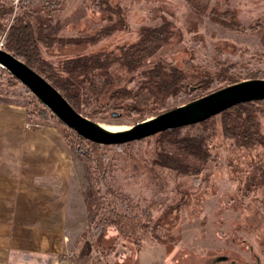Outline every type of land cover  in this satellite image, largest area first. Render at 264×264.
Here are the masks:
<instances>
[{"label": "rangeland", "instance_id": "374dc122", "mask_svg": "<svg viewBox=\"0 0 264 264\" xmlns=\"http://www.w3.org/2000/svg\"><path fill=\"white\" fill-rule=\"evenodd\" d=\"M23 1L38 7L47 0ZM193 1L206 2L208 12L194 8L188 0H123L121 14L125 17V28L115 30L90 46L64 48L55 43V47L43 54L56 67L59 60L67 56L115 49L117 45L135 40L142 27L166 22L174 32L158 53L166 61L175 66L190 61L189 68L193 73L222 68L221 62H225L235 64L233 73L239 78L251 74L263 78L264 0ZM87 2L65 0L64 9L54 18L52 33L76 37L91 34L102 26L99 13L89 10ZM209 8H213L216 14L226 9L234 10L237 25L224 26L225 22L213 20ZM111 72L124 77V72L117 70L116 65L111 67ZM219 86L213 84L210 89ZM0 93L20 96L25 102L27 97L34 96L22 83L1 70ZM197 93H181L168 99L166 107L192 100ZM90 119L105 126L129 127L136 123L135 117L127 115H96ZM259 120L264 133V118ZM70 131L65 127L66 134ZM175 135L181 138L186 135L193 140L198 138L200 147L206 148V164L199 172L178 171L180 166L165 156L172 152L167 135L158 133L120 144V147L111 145L108 154H113L114 158L109 171L105 172L109 186L128 196L146 217L160 225V241L142 244L137 249L130 238L117 236L110 228L105 236L109 241L105 243L106 246L114 244V251L101 257L91 250L87 257L80 259V264L98 260L108 264H169V260L170 264H264V186L255 195L241 198L239 181L246 177L247 163L240 165L238 160L236 166L230 168L229 161L236 153L233 140L215 134L211 126L201 122L190 131ZM72 149L80 169L83 191L93 207L105 192L104 182L97 181L92 166ZM234 168L240 170L237 174L234 172L236 175L232 171ZM219 255H226L227 260L213 262ZM229 259L235 262L230 263Z\"/></svg>", "mask_w": 264, "mask_h": 264}, {"label": "trees", "instance_id": "16d2710c", "mask_svg": "<svg viewBox=\"0 0 264 264\" xmlns=\"http://www.w3.org/2000/svg\"><path fill=\"white\" fill-rule=\"evenodd\" d=\"M188 1L194 8L208 12L206 2ZM122 2L123 0H88L87 8L99 13L103 25L95 28L91 34L63 37L55 35L52 30L54 18L64 9L65 0H47L38 7H32L23 0L16 6L13 0H0V35L5 31L3 49L45 77L78 112L88 118L116 112V116H133L138 122L172 108L166 107L167 100L181 93L197 91V96L194 97L197 98L209 93L213 84L223 87L247 78H261L252 74L239 78L233 73L235 64L227 65L225 62H221L222 68L202 69L199 73H193L189 68L190 61L183 66H175L166 61L158 55L174 35L166 22L142 27L135 40L117 45L115 49L70 55L59 60L56 67L48 62L43 53L49 52L55 47V43L64 48L90 46L115 30L125 28V17L121 14ZM159 10L158 7L156 11ZM213 10L209 8L213 20L225 22L224 26L237 25L234 10L226 9L217 14ZM218 14L219 17H216ZM114 65L117 70L124 72V77L112 74L111 67ZM0 70L17 80L6 69L0 67ZM25 105L29 119L61 126L67 142L92 166L97 173V181L102 180L105 185V192L98 197L93 207L84 193L89 211L87 239L78 251L71 254V258L80 263V259L87 257V252L91 250L101 257L112 253L115 245L106 246L105 243L109 241L105 236L110 228L117 236L130 238L137 249L142 244L158 243L162 238L158 235L160 225L146 217L128 196L116 191L106 182L105 172L109 171L114 158L113 154H108L111 145L92 142L73 130L66 134V126L34 96L27 97ZM260 117L264 118V100L235 105L201 122L205 126H211L215 134L219 133L224 138L233 140L236 153L232 156V161H229L230 168L236 166L238 160L241 161L240 165L247 163L246 177L239 181L238 193L241 198L255 195L264 186V133ZM195 125L158 133L160 136L167 135L172 152L165 156L180 166L177 169L180 172H199L206 164L208 152L205 147H200V139L175 135L188 132ZM232 171L236 174L240 172L237 168ZM168 263H171L170 260Z\"/></svg>", "mask_w": 264, "mask_h": 264}, {"label": "crops", "instance_id": "0c3cea01", "mask_svg": "<svg viewBox=\"0 0 264 264\" xmlns=\"http://www.w3.org/2000/svg\"><path fill=\"white\" fill-rule=\"evenodd\" d=\"M28 118L24 98L0 93V264H80L89 211L61 126Z\"/></svg>", "mask_w": 264, "mask_h": 264}, {"label": "water", "instance_id": "95a60500", "mask_svg": "<svg viewBox=\"0 0 264 264\" xmlns=\"http://www.w3.org/2000/svg\"><path fill=\"white\" fill-rule=\"evenodd\" d=\"M0 67L22 83L64 126L102 145H120L159 132L203 122L238 104L264 100V78H247L164 110L118 131H112L78 112L45 77L9 51L0 48ZM112 116L118 115L116 112ZM226 255L212 261L226 260Z\"/></svg>", "mask_w": 264, "mask_h": 264}, {"label": "built area", "instance_id": "2783aa9c", "mask_svg": "<svg viewBox=\"0 0 264 264\" xmlns=\"http://www.w3.org/2000/svg\"><path fill=\"white\" fill-rule=\"evenodd\" d=\"M13 3L16 6L19 3V0H13ZM4 38H5V31L0 35V48H3ZM37 125H38L37 122H28L26 124V126H28V127H34V126H37ZM90 264H107V263L104 262V261L98 260V261H93Z\"/></svg>", "mask_w": 264, "mask_h": 264}, {"label": "bare ground", "instance_id": "6f19581e", "mask_svg": "<svg viewBox=\"0 0 264 264\" xmlns=\"http://www.w3.org/2000/svg\"><path fill=\"white\" fill-rule=\"evenodd\" d=\"M103 126L112 131H118L127 128L126 126H105V125Z\"/></svg>", "mask_w": 264, "mask_h": 264}, {"label": "flooded vegetation", "instance_id": "af4514ba", "mask_svg": "<svg viewBox=\"0 0 264 264\" xmlns=\"http://www.w3.org/2000/svg\"><path fill=\"white\" fill-rule=\"evenodd\" d=\"M227 260V259H226ZM230 263H234L235 262V260L234 259H229L228 260Z\"/></svg>", "mask_w": 264, "mask_h": 264}]
</instances>
